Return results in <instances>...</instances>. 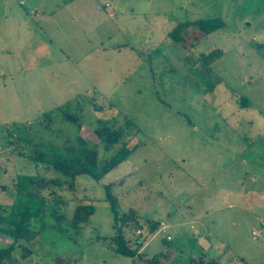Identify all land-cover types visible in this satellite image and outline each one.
Masks as SVG:
<instances>
[{
    "label": "rangeland",
    "instance_id": "obj_1",
    "mask_svg": "<svg viewBox=\"0 0 264 264\" xmlns=\"http://www.w3.org/2000/svg\"><path fill=\"white\" fill-rule=\"evenodd\" d=\"M211 18L224 27L178 26ZM263 37L264 0H0V202L8 212L21 196H61L67 213L95 204L81 235L48 225L15 248L21 262L263 264ZM99 122L124 132L111 150L99 145L100 160L125 159L99 179L77 176L76 193L39 194L36 180L60 172L8 139L36 137L50 154L65 139L98 142ZM107 184L120 214L161 222L129 233L133 247L143 241L135 257L102 243L113 233Z\"/></svg>",
    "mask_w": 264,
    "mask_h": 264
},
{
    "label": "trees",
    "instance_id": "obj_2",
    "mask_svg": "<svg viewBox=\"0 0 264 264\" xmlns=\"http://www.w3.org/2000/svg\"><path fill=\"white\" fill-rule=\"evenodd\" d=\"M196 26L203 34H209L219 28L224 27V21L218 18L199 19L194 23H182L178 26ZM169 34H173L172 32ZM198 37L194 35L196 41ZM178 41L181 39L177 38ZM48 117V116H46ZM64 117L70 121H76L72 115ZM48 120L50 118L48 117ZM78 129L81 131L83 124L78 123ZM98 142L86 140L83 137H78L76 142L65 139L60 146H55L50 154L41 150L37 145L36 137H28V139L21 136H14L8 139V144L14 149V143L29 141L34 149L31 154H27L34 162L46 161L47 167H53L60 172V176L53 178H38L36 185L39 189H69L76 193L78 190L77 176L86 174L91 175L97 179L107 174L111 169L119 165L125 159V155L115 154L104 161L100 160L99 145H102L104 151H109L111 148L121 142L123 138V130L114 127L111 123L99 122L92 128ZM122 149H125L124 147ZM22 154V153H20ZM35 183V180H32ZM111 185L107 184L106 200L110 202V208L113 215V233L105 236L102 239L103 245L113 250L117 254L135 257L139 253V248L143 245L139 234L135 238L136 247L132 246L130 232L134 230L136 234L137 229L148 224L150 233H155L161 228V222L146 220L145 223L139 222V217L136 211L129 209L128 212L120 214L119 199L111 191ZM53 193V192H52ZM23 206L20 210L7 211V205L0 202V236L8 238L10 243L6 247H0V264H23L21 260L15 255V248L22 247L23 251L27 248L23 245L24 242H30L38 237L48 225H53L56 229H64L62 224L65 223L68 227H72L76 235H81L86 224L90 223L91 216L95 212V204L78 203L75 209L67 213L61 208L66 205L63 197H54L48 201L41 195L35 197L21 196ZM50 219L55 222L48 223ZM39 219L40 226L35 228L32 225L33 220ZM132 235V234H131ZM167 240H169L167 238ZM30 251V250H29ZM22 257H26L23 252ZM160 261V255L156 256L153 262ZM152 262V261H151ZM150 262V263H151ZM148 263V264H150ZM215 263V262H211ZM152 264V263H151Z\"/></svg>",
    "mask_w": 264,
    "mask_h": 264
},
{
    "label": "crops",
    "instance_id": "obj_3",
    "mask_svg": "<svg viewBox=\"0 0 264 264\" xmlns=\"http://www.w3.org/2000/svg\"><path fill=\"white\" fill-rule=\"evenodd\" d=\"M196 34L199 35L197 31L195 32V35H196ZM196 37H198V36H196ZM244 110H245V108H241V109H239V111H238V112H239V115H241V114L243 113ZM232 113H233V112H231V114H232ZM261 116L263 117L262 114H261Z\"/></svg>",
    "mask_w": 264,
    "mask_h": 264
},
{
    "label": "built area",
    "instance_id": "obj_4",
    "mask_svg": "<svg viewBox=\"0 0 264 264\" xmlns=\"http://www.w3.org/2000/svg\"><path fill=\"white\" fill-rule=\"evenodd\" d=\"M255 39V38H254ZM261 43H263L264 44V37L261 39Z\"/></svg>",
    "mask_w": 264,
    "mask_h": 264
},
{
    "label": "water",
    "instance_id": "obj_5",
    "mask_svg": "<svg viewBox=\"0 0 264 264\" xmlns=\"http://www.w3.org/2000/svg\"><path fill=\"white\" fill-rule=\"evenodd\" d=\"M264 264V263H263Z\"/></svg>",
    "mask_w": 264,
    "mask_h": 264
}]
</instances>
